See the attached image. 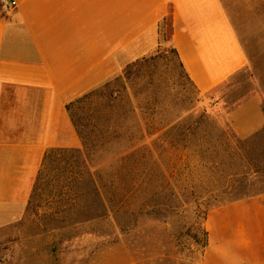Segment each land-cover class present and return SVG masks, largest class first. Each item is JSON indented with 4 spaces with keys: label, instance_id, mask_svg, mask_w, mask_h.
I'll return each instance as SVG.
<instances>
[{
    "label": "rangeland",
    "instance_id": "obj_1",
    "mask_svg": "<svg viewBox=\"0 0 264 264\" xmlns=\"http://www.w3.org/2000/svg\"><path fill=\"white\" fill-rule=\"evenodd\" d=\"M221 2L246 54L245 70L199 93L171 51L163 21L150 59L126 65L76 111L94 115L112 100L118 131L134 145L125 162L122 145L90 156L111 204L118 174L130 177L122 230L95 191L75 193L70 176L54 190L49 168L31 205L0 211V264H203L219 229L210 214L264 198V127L239 138L227 119L256 92L264 108V0Z\"/></svg>",
    "mask_w": 264,
    "mask_h": 264
},
{
    "label": "crops",
    "instance_id": "obj_2",
    "mask_svg": "<svg viewBox=\"0 0 264 264\" xmlns=\"http://www.w3.org/2000/svg\"><path fill=\"white\" fill-rule=\"evenodd\" d=\"M0 9V211L27 204L50 148H80L66 105L150 55L168 16L169 44L208 93L245 70L246 54L221 0H17ZM227 119L247 138L264 127L256 92ZM203 264H264V198L214 210Z\"/></svg>",
    "mask_w": 264,
    "mask_h": 264
},
{
    "label": "trees",
    "instance_id": "obj_3",
    "mask_svg": "<svg viewBox=\"0 0 264 264\" xmlns=\"http://www.w3.org/2000/svg\"><path fill=\"white\" fill-rule=\"evenodd\" d=\"M164 21H169V38L172 33L171 18L168 16ZM176 58L179 60L178 53L174 48H171ZM150 59V58H149ZM149 59H140L129 67H137L147 62ZM182 67V64L179 60ZM95 90L84 94L75 101L66 105V110L70 116L74 130L80 140V148H50L46 151L40 168L36 174L30 199L27 205H31L37 192V184L43 179V176L49 173H54V184L56 188L59 186L60 179L63 176H70L75 193L79 195L81 191L92 189L99 195L101 202H103L105 211L111 213L120 230H122L121 223L122 218L126 215V209L128 206V200L131 195V191L127 186L129 181L128 173H119L117 176V186L112 194V204L110 198H107L103 186H101L97 176L92 172L93 166L91 165L90 156L97 152H102L109 147L115 145H122L123 150L118 155L122 156L121 161L125 162V158H128L129 154L133 151L134 145L128 146V140L124 133H119V126L117 122L113 120L114 108L111 106V101L105 103L102 109L95 112L94 115L87 113L85 116L77 117L76 111L80 109V106L95 97ZM82 112V109H80ZM89 114V115H88ZM127 143V144H126ZM49 168L52 171L49 172ZM56 173V174H55ZM56 175V176H55ZM64 180V179H63ZM72 189V193H74ZM62 191V190H61ZM75 195V194H74ZM238 199H243L246 196L242 192H238ZM76 197V195H75ZM77 196L76 198H79ZM71 199V197H70ZM110 203V207L108 205Z\"/></svg>",
    "mask_w": 264,
    "mask_h": 264
},
{
    "label": "built area",
    "instance_id": "obj_4",
    "mask_svg": "<svg viewBox=\"0 0 264 264\" xmlns=\"http://www.w3.org/2000/svg\"><path fill=\"white\" fill-rule=\"evenodd\" d=\"M17 5V0H0V9L2 11H10L12 9H15Z\"/></svg>",
    "mask_w": 264,
    "mask_h": 264
}]
</instances>
